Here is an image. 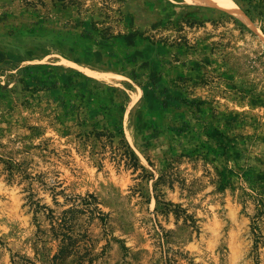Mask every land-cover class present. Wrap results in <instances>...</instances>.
Listing matches in <instances>:
<instances>
[{
    "label": "rangeland",
    "instance_id": "374dc122",
    "mask_svg": "<svg viewBox=\"0 0 264 264\" xmlns=\"http://www.w3.org/2000/svg\"><path fill=\"white\" fill-rule=\"evenodd\" d=\"M231 1L0 0V264L70 225L67 264H264V22Z\"/></svg>",
    "mask_w": 264,
    "mask_h": 264
},
{
    "label": "trees",
    "instance_id": "16d2710c",
    "mask_svg": "<svg viewBox=\"0 0 264 264\" xmlns=\"http://www.w3.org/2000/svg\"><path fill=\"white\" fill-rule=\"evenodd\" d=\"M64 1V0H61ZM106 1V0H105ZM113 1V0H112ZM118 1V0H115ZM246 5V13L247 15H250L252 20L261 19L262 22H264V0H243ZM202 20L197 16V12L195 11H189L185 12L183 14V18L180 19V21L177 22V25H180V28L183 27V25H188L190 27H194L195 25H200ZM174 25L172 21H169L168 25ZM263 25V24H262ZM180 30V29H178ZM264 33V26L262 29ZM111 137H114V134L110 132ZM122 142H125V159L127 160L126 163L129 166L136 167L138 164V158L135 155L134 151L131 149L129 143L125 140L123 137ZM123 144V143H122ZM37 207L39 210L41 207L39 204H37ZM46 208V207H44ZM51 211V210H50ZM77 211H74L72 209L65 210L63 212V216L61 218V225H63V228L67 225V223H72V221L76 218ZM100 213V212H99ZM62 234V246L59 252L54 256L53 263L54 264H67L66 260L70 256H75L78 253L75 250V247L78 246L79 241L76 239L77 235L74 231H72V226H68L66 228V232L61 233ZM33 264V263H30Z\"/></svg>",
    "mask_w": 264,
    "mask_h": 264
},
{
    "label": "bare ground",
    "instance_id": "6f19581e",
    "mask_svg": "<svg viewBox=\"0 0 264 264\" xmlns=\"http://www.w3.org/2000/svg\"><path fill=\"white\" fill-rule=\"evenodd\" d=\"M198 3H207L208 5L219 6L227 10H233L235 7L231 0H195ZM236 9V8H235Z\"/></svg>",
    "mask_w": 264,
    "mask_h": 264
}]
</instances>
